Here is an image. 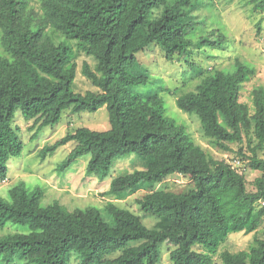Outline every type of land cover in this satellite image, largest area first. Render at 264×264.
Masks as SVG:
<instances>
[{"label":"trees","instance_id":"obj_1","mask_svg":"<svg viewBox=\"0 0 264 264\" xmlns=\"http://www.w3.org/2000/svg\"><path fill=\"white\" fill-rule=\"evenodd\" d=\"M0 0V179L6 163L23 145L12 127L15 111L31 122L32 139L53 127L65 110L93 113L106 107L110 128L79 127L41 149L45 159L67 143H75L58 171L90 155L85 175L110 179L104 195L122 201L150 185L138 200L142 212L158 220L145 227L140 218L114 202L100 209L68 210L58 202L42 205L43 191H28L24 182L0 197V228L8 222L26 226L28 233L0 237V257L18 255L24 264H67L76 254L79 264H157L158 245L169 242L171 264H214L212 255L231 233L255 231L264 217V87L250 94L252 107L241 102L243 84L256 70L237 60L232 70L203 74L193 60L195 48H219V30L205 32L198 22L201 0ZM251 12L264 14V0H247ZM35 27V29H34ZM57 31L61 34H53ZM204 31V34H200ZM200 34V35H199ZM58 35V36H57ZM58 37L62 39L58 40ZM67 40L92 56L96 70L82 66L83 76L98 92L75 93L76 65ZM158 47L167 61L185 64L201 74L194 90L175 99L177 108L195 115L210 145L222 153L247 159L251 171L263 174L247 190L236 167L210 157L186 128L165 114L153 93L140 96L132 86L148 77L134 75L137 54ZM244 148L249 155L244 154ZM136 154L142 170L111 176L115 159ZM173 174L191 179L194 189L173 193L154 189ZM262 204V206H261ZM199 246V249L195 247ZM222 264H264V239L256 240L248 261L225 253Z\"/></svg>","mask_w":264,"mask_h":264},{"label":"rangeland","instance_id":"obj_2","mask_svg":"<svg viewBox=\"0 0 264 264\" xmlns=\"http://www.w3.org/2000/svg\"><path fill=\"white\" fill-rule=\"evenodd\" d=\"M203 7L198 8V22H204L205 32L219 30L224 36L223 45L219 48L208 46L195 48L193 60L200 65L205 72L213 70H232L237 60L247 63L256 70L255 76L243 84L240 101L248 104L251 108V92L254 88L264 87V14L251 12L247 6V0H201ZM38 12L36 0H32V7ZM35 29V27H34ZM60 35V32L50 31ZM200 34H204V31ZM199 34V35H200ZM57 35V36H58ZM62 39L58 37V40ZM70 49V59L76 65V74L72 83L75 93L84 94L88 91L98 92L91 82L83 76L82 66L88 64L91 70H96V61L92 56L81 52L77 47V41L67 40ZM134 75H144L148 77L146 85L132 86L131 90L135 94L146 97L157 93L163 101L165 114L183 125L190 134L194 142L201 147L210 157L215 160H222L233 165L234 161H239L238 167L247 182V190L254 191L253 181L262 177L258 171H251L247 166V159H242L236 155L234 149L232 153H222L213 148L208 139L203 135L199 119L195 115H189L180 111L175 99L185 92L194 90L196 84L201 79V74L192 71L185 64L167 61L162 56L158 47L150 46L145 52L137 54V63L131 70ZM31 122L26 121L20 109L15 111L12 127L17 128L18 137L23 145L20 155L10 157L6 163V178L0 179V197L5 201H10L9 189L24 182L27 190L33 191L39 188L43 191L41 204L46 206L53 202L66 207L68 210L86 209L90 207L98 208L103 213L107 222L112 220L104 214L107 202H114L118 207L125 208L138 216L142 224L152 229L157 218L142 212L138 205L150 185H145L140 190L122 201H113L104 195L107 191L110 179L102 178L101 174L94 176L85 175V168L90 159V155L76 158L73 163L64 171H58L60 164L67 158L75 143L70 142L58 148L52 155L41 159V149L53 144L64 137L68 132L79 127H86L94 131H104L110 128L108 112L106 107H101L93 113L73 114L65 110L60 121L53 127H45L40 130L32 139L33 130L29 129ZM244 154L249 152L244 148ZM264 159V151L259 154ZM142 160L136 154L121 156L113 162L111 176L131 173L134 170H142ZM154 189H162L173 193H187L194 189L191 179L179 174H173L164 182L156 184ZM262 206V204H261ZM26 226H21L8 222L0 228V237L11 233H28ZM264 239V217L259 227L251 232L231 233L226 241L221 243L212 255L214 264H222L221 257L229 253L236 257H241L248 261L249 253L255 246L256 240ZM173 245L163 242L158 245L160 259L157 264H171L169 252ZM199 249V246L195 247ZM0 264H24L18 255H2ZM67 264H79V258L71 253Z\"/></svg>","mask_w":264,"mask_h":264},{"label":"built area","instance_id":"obj_3","mask_svg":"<svg viewBox=\"0 0 264 264\" xmlns=\"http://www.w3.org/2000/svg\"><path fill=\"white\" fill-rule=\"evenodd\" d=\"M239 164H240L239 161H234V163H233V165L236 166V167H237Z\"/></svg>","mask_w":264,"mask_h":264}]
</instances>
